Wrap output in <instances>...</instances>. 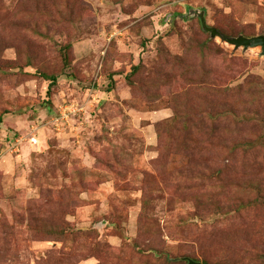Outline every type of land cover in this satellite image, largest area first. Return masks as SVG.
<instances>
[{
	"label": "rangeland",
	"instance_id": "obj_1",
	"mask_svg": "<svg viewBox=\"0 0 264 264\" xmlns=\"http://www.w3.org/2000/svg\"><path fill=\"white\" fill-rule=\"evenodd\" d=\"M191 9L264 35V0H0V264H264V56Z\"/></svg>",
	"mask_w": 264,
	"mask_h": 264
},
{
	"label": "water",
	"instance_id": "obj_2",
	"mask_svg": "<svg viewBox=\"0 0 264 264\" xmlns=\"http://www.w3.org/2000/svg\"><path fill=\"white\" fill-rule=\"evenodd\" d=\"M191 15H195L200 18L202 27L205 31L209 32L211 36H221L222 39L225 41L235 45L236 47L243 46L245 48L249 47H261V54L264 56V35H256V36H245V35H239L235 37L230 36H224L220 30H218L216 27L210 26L207 23L206 20V11L205 10H198V9H191ZM186 261H188V264H202L201 261H197L191 257H185Z\"/></svg>",
	"mask_w": 264,
	"mask_h": 264
},
{
	"label": "trees",
	"instance_id": "obj_3",
	"mask_svg": "<svg viewBox=\"0 0 264 264\" xmlns=\"http://www.w3.org/2000/svg\"><path fill=\"white\" fill-rule=\"evenodd\" d=\"M69 47H70V46L67 45L66 47H63V48L61 49L62 56H63L64 61H65V63H66L67 65L70 64V61H69V55H68V51H67ZM139 67H140V64H139V65H135V66L133 67V70H137V69H139ZM43 76H44L46 79H49V80H50V87H49V90H48V92H50L51 87H52L54 84L57 83V81H58V77H57L56 75H54V74H52V75L43 74ZM111 78H112V80H113V77H111ZM223 114H225V112H224ZM201 263H202V264H215V263H211V262H208V261H204V262H201Z\"/></svg>",
	"mask_w": 264,
	"mask_h": 264
}]
</instances>
